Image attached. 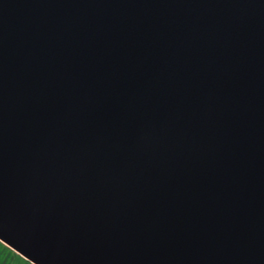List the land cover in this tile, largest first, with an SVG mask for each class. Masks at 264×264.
I'll return each mask as SVG.
<instances>
[{"label": "water", "instance_id": "water-1", "mask_svg": "<svg viewBox=\"0 0 264 264\" xmlns=\"http://www.w3.org/2000/svg\"><path fill=\"white\" fill-rule=\"evenodd\" d=\"M0 240L264 264V0H0Z\"/></svg>", "mask_w": 264, "mask_h": 264}, {"label": "snow or ice", "instance_id": "snow-or-ice-1", "mask_svg": "<svg viewBox=\"0 0 264 264\" xmlns=\"http://www.w3.org/2000/svg\"><path fill=\"white\" fill-rule=\"evenodd\" d=\"M3 244L4 241L0 240V264H28V261L14 257L11 253H7V250L3 247Z\"/></svg>", "mask_w": 264, "mask_h": 264}, {"label": "rangeland", "instance_id": "rangeland-1", "mask_svg": "<svg viewBox=\"0 0 264 264\" xmlns=\"http://www.w3.org/2000/svg\"><path fill=\"white\" fill-rule=\"evenodd\" d=\"M3 247L7 250V253H11L12 256H14V257H18V258L22 259L20 256H18V255H17L16 253H14L12 250L8 249V248L5 247L4 245H3ZM5 258H6V254H5ZM22 260H24V259H22ZM28 264H30V263L28 262Z\"/></svg>", "mask_w": 264, "mask_h": 264}]
</instances>
